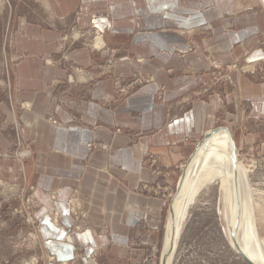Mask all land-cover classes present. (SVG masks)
Returning a JSON list of instances; mask_svg holds the SVG:
<instances>
[{
    "label": "crops",
    "instance_id": "crops-1",
    "mask_svg": "<svg viewBox=\"0 0 264 264\" xmlns=\"http://www.w3.org/2000/svg\"><path fill=\"white\" fill-rule=\"evenodd\" d=\"M18 1L9 3L10 18L16 13L8 59L22 81L17 95L32 104L24 113V138L36 145L42 177L41 238L58 261H71L77 248L101 263L137 256L131 242L143 225L158 229L164 207L141 193L159 182L150 156L170 174L191 157L199 138L223 126L241 144H264V81L235 74L232 89H224L233 106L224 118L218 94L188 107L183 102L208 86L212 61L264 65V0ZM71 28L73 46L63 41ZM95 30L104 38L100 52L88 45ZM140 76L153 82L120 98L116 81ZM45 116L61 126L52 127ZM75 187L92 227L82 233L70 231ZM53 189L59 191L58 225L45 195Z\"/></svg>",
    "mask_w": 264,
    "mask_h": 264
},
{
    "label": "rangeland",
    "instance_id": "rangeland-1",
    "mask_svg": "<svg viewBox=\"0 0 264 264\" xmlns=\"http://www.w3.org/2000/svg\"><path fill=\"white\" fill-rule=\"evenodd\" d=\"M18 2V0H0V264H84L88 258L99 260V264H112L104 257L101 263L99 256H88L81 248H77L78 251L71 261H58L57 257L46 249L45 241L41 238L40 212L43 210V205L38 195V184L42 177L35 170L36 145L24 138V113L31 111L32 104L21 101V97L17 95L22 81L14 78L16 65L9 63L8 59L11 53L9 29L14 28L16 13L14 11L11 19L9 3L17 6ZM19 7L22 5L20 4ZM90 36L91 43L88 45L95 52L102 51L105 48L103 34L95 30ZM63 41L66 44L67 41H72L70 45L73 46L76 43V30L71 28L66 31ZM212 69L208 86L204 90L194 91L186 97L187 100H183L187 107L199 102L207 93L218 94L219 99L224 102L225 112L223 111L222 116L224 118L227 112L233 110L230 104L231 92L224 89H232L235 74L247 75L255 82L264 81L262 62L222 64L212 61ZM152 82V78L140 76L129 81L117 80L115 86L119 97L126 98L135 87ZM16 103L19 107L17 106L15 111L12 107ZM242 108L248 111L249 103H244ZM42 119L54 128L61 126V123L51 117L45 116ZM223 120L221 119V124ZM117 133H120V130ZM213 133L215 131H209L207 135ZM233 134L237 146L238 164L249 172L252 218L258 238L264 241V144L249 142L241 144L238 135ZM203 138L204 136L196 142L192 154ZM92 147L108 149V145L104 144H94ZM190 158L179 162L169 174L165 173L166 169L162 161L150 156L153 174L159 182L156 185H145L141 193L162 201L164 207L161 222L155 230L145 225L140 228L137 240L132 241L130 245L138 251L137 256L132 257L130 254L128 258L124 257L122 260L114 257L113 264H161L170 222V208L179 194L178 184ZM220 183V180H214L196 189L194 199L182 223L170 264H249L237 249L238 246L232 236L234 232L231 234L232 215L225 202V193ZM58 193V189H53L45 194L49 201L48 214L52 222L57 225L59 224ZM68 204L73 220L70 231L82 233L90 229L91 225L87 221L88 211L76 187L68 199ZM96 230L103 235V229Z\"/></svg>",
    "mask_w": 264,
    "mask_h": 264
},
{
    "label": "bare ground",
    "instance_id": "bare-ground-1",
    "mask_svg": "<svg viewBox=\"0 0 264 264\" xmlns=\"http://www.w3.org/2000/svg\"><path fill=\"white\" fill-rule=\"evenodd\" d=\"M233 152L232 137L227 130L220 129L204 140L192 162L186 166V176L170 212L163 252V258H167L168 264L171 263L182 223L194 199L196 189L214 180L221 181L225 202L232 215L230 229L233 226L231 234L233 232L235 234L234 241L239 246L237 249H240L255 264H264V241L258 238L252 218L253 210L250 208L252 192L249 186V172L238 164V179L234 177Z\"/></svg>",
    "mask_w": 264,
    "mask_h": 264
},
{
    "label": "water",
    "instance_id": "water-1",
    "mask_svg": "<svg viewBox=\"0 0 264 264\" xmlns=\"http://www.w3.org/2000/svg\"><path fill=\"white\" fill-rule=\"evenodd\" d=\"M220 129L227 130V132H228V133L230 134V136L232 137V141H233V150H234V152H233V156H232V160H233L232 171H233V173H234V177H235L236 179H238V169H237V167H238L237 146H236V143H235V141H234V139H233V136H232V132H231V130H230L228 127H218V128H215V129L210 130V132H211V131H217V130H220ZM207 137H208V135L206 134V135L204 136V138L202 139L201 143H199L198 147L195 149L194 153L192 154V156H191V158H190V161H189L188 165L192 162V160H193V158H194V156H195V154H196L197 149L201 146V144L204 142V140H205ZM185 176H186V170L184 171V173H183V175H182V177H181V179H180V182H179V184H178V192H179L180 189H181V186H182V184H183V180H184ZM170 212H171V208H170ZM233 237H234V239H235V234H234V233H233ZM237 246H238V245H237ZM238 248H239V246H238ZM239 250H240V249H239ZM240 252H241V250H240ZM241 254L243 255L244 259H245L249 264H255V263L252 262V261H251L246 255H244L242 252H241ZM161 264H168V263H167V258L164 259L163 256H162Z\"/></svg>",
    "mask_w": 264,
    "mask_h": 264
}]
</instances>
